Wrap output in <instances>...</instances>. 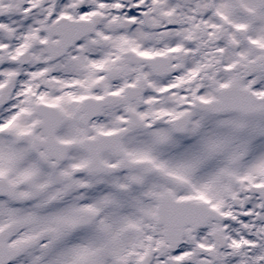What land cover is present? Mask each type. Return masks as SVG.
<instances>
[{
	"label": "snow or ice",
	"instance_id": "1",
	"mask_svg": "<svg viewBox=\"0 0 264 264\" xmlns=\"http://www.w3.org/2000/svg\"><path fill=\"white\" fill-rule=\"evenodd\" d=\"M0 264H264V0H0Z\"/></svg>",
	"mask_w": 264,
	"mask_h": 264
}]
</instances>
